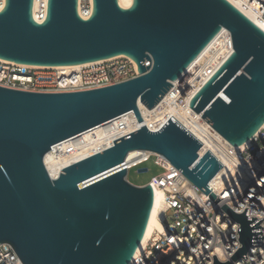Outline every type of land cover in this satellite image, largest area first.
Returning <instances> with one entry per match:
<instances>
[{"label":"water","instance_id":"1","mask_svg":"<svg viewBox=\"0 0 264 264\" xmlns=\"http://www.w3.org/2000/svg\"><path fill=\"white\" fill-rule=\"evenodd\" d=\"M35 0H5L0 10V58L34 66L81 65L126 55L140 76L79 92L39 93L0 86V243L24 264H130L154 204L151 184L135 185L124 165L130 151L165 156L235 221L242 247L262 245L264 228L237 214L207 185L223 166L173 116L157 131L138 111L156 106L225 28L233 52L190 100L191 108L234 146L264 125V30L229 0H93L88 19L79 0H47L42 22ZM141 129L52 178L44 158L54 145L125 113ZM141 168L139 172H146Z\"/></svg>","mask_w":264,"mask_h":264},{"label":"built area","instance_id":"2","mask_svg":"<svg viewBox=\"0 0 264 264\" xmlns=\"http://www.w3.org/2000/svg\"><path fill=\"white\" fill-rule=\"evenodd\" d=\"M239 1L264 21V0ZM4 5L5 0H0V10ZM78 10L82 18L88 19L93 11V0H79ZM35 19L42 22L44 18ZM228 32L229 48L233 50L232 36ZM78 66H34L0 58V86L39 93L79 92L141 75L137 63L126 55ZM204 138L199 139L203 144L196 153L203 157L209 150L223 165L207 184L213 193L237 214L249 208V216L264 218V125L248 142L239 146H234L219 132L208 133ZM152 157L157 158L162 172L147 184L165 192L163 223L166 231L158 237L153 236L144 252L134 256L130 264H214V255L221 262L229 261L242 247L238 232L240 223L165 156L152 154L131 168L127 160L124 165L129 172ZM167 219L171 222L166 223ZM260 226L264 228V221ZM262 243L250 247L247 260L241 257L233 264H264V237ZM0 264L24 263L13 246L3 242L0 243Z\"/></svg>","mask_w":264,"mask_h":264},{"label":"bare ground","instance_id":"3","mask_svg":"<svg viewBox=\"0 0 264 264\" xmlns=\"http://www.w3.org/2000/svg\"><path fill=\"white\" fill-rule=\"evenodd\" d=\"M229 1L264 30V21L258 19L253 11L246 9L239 0ZM119 2L121 6L127 8L132 5L133 0H119ZM46 7L47 0H35L34 16L41 18L39 20L45 18ZM229 43L230 34L228 30L223 28L203 50L200 56L191 63L183 77L180 80L173 81V87L156 106L149 110L142 102L139 103L138 111L140 118L144 121L147 129L157 131L173 116L198 140H205L204 136L208 133L218 132L202 117V114L195 112L191 108L190 100L201 85L212 76L232 53L233 50L229 48ZM61 67L79 66L70 65ZM138 119L139 116H136L134 111H130L95 128L57 143L44 158V163L50 176L57 178L63 168L101 152L113 146L114 140L117 138L141 129ZM152 154L162 155L142 149L130 151L126 159L128 168L144 162ZM165 209V192L162 188L155 187L154 204L149 223L135 257L144 252L153 236L158 237L160 233L166 231V226L163 223Z\"/></svg>","mask_w":264,"mask_h":264},{"label":"rangeland","instance_id":"4","mask_svg":"<svg viewBox=\"0 0 264 264\" xmlns=\"http://www.w3.org/2000/svg\"><path fill=\"white\" fill-rule=\"evenodd\" d=\"M141 168H147L146 172H139ZM162 169L158 166V161L156 157H152L149 162H146L136 168L131 169L128 172V179L131 183L135 185L147 184L152 177L160 174ZM171 220L167 219L166 223H170Z\"/></svg>","mask_w":264,"mask_h":264}]
</instances>
